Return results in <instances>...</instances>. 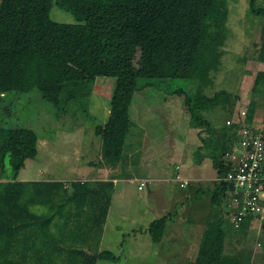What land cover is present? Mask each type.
<instances>
[{"label": "trees", "instance_id": "trees-1", "mask_svg": "<svg viewBox=\"0 0 264 264\" xmlns=\"http://www.w3.org/2000/svg\"><path fill=\"white\" fill-rule=\"evenodd\" d=\"M229 2L235 0H0V99L36 91L57 120L63 115L86 116L96 79L110 80L109 114L94 128L101 140L100 162L104 165L120 163L137 92L154 89L166 97L182 99L191 125L201 129L200 141L212 167L221 177L209 196L206 227L196 252L186 264L251 263L252 250H225L227 238L231 241L234 234L245 235L254 217L238 220L237 213L229 218L222 213V204L230 196L223 177L232 167L223 159L229 150L225 140L229 128L216 125L225 124L224 118L231 116L237 99L236 91L223 85L230 68L226 61L224 64L227 41L232 37ZM236 2L238 5L239 0ZM54 6L70 13L76 27L52 20ZM245 8L243 15L264 19V7L256 0H247ZM255 45L257 55L253 58L264 63V20L260 43ZM243 54L240 74L250 58L246 49ZM251 93L264 96V70L256 72ZM254 95L247 106L248 122L258 105ZM1 116L0 264L117 262L114 253L85 252L72 244V238L66 246L55 232L48 234L49 214L9 203L10 193H14L10 185L17 181L24 161L38 153V135L30 128L4 123ZM261 175L264 191V164ZM53 184L62 189L61 182ZM87 186V182H73L72 198L81 200V195L88 194L82 190ZM62 193L67 194L66 190ZM53 194L38 188L32 201L52 203L54 209ZM167 219L171 217L162 216L149 224L153 241L162 239ZM74 225L80 228L84 224L78 220Z\"/></svg>", "mask_w": 264, "mask_h": 264}, {"label": "rangeland", "instance_id": "rangeland-1", "mask_svg": "<svg viewBox=\"0 0 264 264\" xmlns=\"http://www.w3.org/2000/svg\"><path fill=\"white\" fill-rule=\"evenodd\" d=\"M236 1L235 3H228V8H230L231 12L228 24L232 31V37L227 41L228 50L224 54V64L226 61V67H230L231 70L229 71L230 68L228 69L223 85L226 88L228 87L231 92L236 91L237 94L231 116L224 118L225 126L229 128L228 137L225 139L229 150L225 153L223 159L230 161V167L235 164L233 156H238L243 152L241 147L243 140L247 141L250 139L249 137L258 134L264 137V96L260 97L258 94L254 95L251 93L256 72L264 70V63L253 58L257 55L256 49L258 47L254 46V44L260 43L262 21L264 19L262 17L258 18L250 15L247 17L243 15L247 0H239L238 5ZM256 2L264 7V0H256ZM50 17L64 26L73 25L76 27L77 25L70 13L56 6L51 9ZM245 49L246 55L250 56V58L243 65L240 74V58L244 55L243 51ZM134 62L136 63L137 60ZM239 77L240 80H238ZM111 90L112 83L110 80L104 78L96 79L89 98L88 115L77 114L74 118L63 115L58 120L50 110L51 107L49 108L44 102L40 101L36 91H32L29 94L8 95L7 99H0L2 121L5 116V121H10L20 127H30L38 135L39 152L36 160L28 161L19 178L28 177L29 179L38 168L42 170V173L37 175L39 180L53 178L54 180L68 179L67 181L70 182L73 178L93 176L94 174L88 169L91 166L88 164L101 161L99 154L101 140L94 134V128L106 119ZM252 95H254L258 105L253 111L250 122H248L246 119L247 106ZM130 114L133 118L131 131L137 138L135 145L137 147L141 145V151L138 154V159L135 160L130 168L122 167L123 170L127 171L124 172L125 176L140 178L142 173H149L166 180L153 183L155 189L152 194L148 193L146 187L138 191L136 182L129 183L127 185L129 199L140 202V205L136 206L131 201L132 203L129 206L134 208L130 207V211L146 217L147 205L151 202L156 206L155 199H157V205H160L159 208L157 207L160 209L159 213L166 214L169 211L170 215L168 214V218L171 217V222L168 220L165 224L167 232L165 235L167 237L160 240L161 246H159L160 249L159 247L157 248L160 250L156 253L158 254L157 256L150 250L147 255V252L144 251L145 255L141 257L136 253L127 254L126 259L125 254L120 256L125 252L124 247L117 249L112 246V252L121 257L120 262L112 263L101 260L98 264H164L161 262L163 260H165L166 264H184L190 248L200 242V235L206 227L205 221H200V219L206 218H203L206 213L205 201H203L204 203L201 207H192L191 210H188L189 207L185 205L192 203L193 197H191L190 193V198L186 197L183 194L186 188H181L185 186L188 178L183 173L175 176L177 171L175 167L180 171L188 167L185 152L182 156L180 154L179 157L174 152L169 153V149L178 151L180 147H182V151L186 150L187 143L184 137L187 131V124L189 127L192 126L190 117L182 105L180 97H166L154 89H146L134 95ZM257 139L262 141L264 138ZM210 166L212 167V162H210ZM6 168L10 170L9 163H6ZM212 171L210 175L203 174L201 178L207 177L211 179L213 177L212 174H215L213 178L216 176L215 180L219 182L221 177L216 174V169L213 168ZM134 172L137 174H132ZM66 192V196L63 194L53 200L54 209L51 208L52 203L43 206L36 205L32 208V211L36 213H47L50 215L52 221L48 226V234L56 230L54 220L58 217L57 213H60L61 209L68 207L70 203H74L78 210H80V207L85 208L87 206V204L78 206L79 202L76 198L71 197V191L66 190ZM262 193L259 201L263 203V190ZM182 194L188 200H184L183 196H181ZM202 194L201 198H206L208 195V193ZM228 197L222 204V213L225 217H232L235 211H241L242 216L251 215L254 217L250 224L252 227H249L245 235L242 234L243 238L240 234L237 236L234 234L231 241L227 238L225 250L230 252L241 247L252 250L250 264H264V245L262 244L264 240V204H262L263 211L260 208L256 210V213H249V211H246L247 208H243L241 202H234L231 195ZM113 207L116 208L115 205ZM176 211L178 215L174 217L176 216ZM116 212L114 209L113 222L108 227L109 232H115V237L117 236L116 230L118 227H121V231L125 229L130 234L131 229L134 228L136 230L138 227L144 226V223L136 222L134 227H130L128 220L133 221L136 218L124 215L123 210H120L117 215ZM130 225H132L131 222ZM70 230L71 228L68 231ZM115 239L113 238L112 241ZM119 239V241L126 244L127 235L124 239ZM59 240L61 241V238ZM150 240L153 241L151 236ZM229 241L233 243L229 245ZM178 246L179 255L181 256H175Z\"/></svg>", "mask_w": 264, "mask_h": 264}, {"label": "crops", "instance_id": "crops-1", "mask_svg": "<svg viewBox=\"0 0 264 264\" xmlns=\"http://www.w3.org/2000/svg\"><path fill=\"white\" fill-rule=\"evenodd\" d=\"M108 112H106L105 121L107 120ZM5 118L6 117L4 116L3 122H10V121H5L4 120ZM130 118H131V124H132L131 127H132L133 118L131 114H130ZM105 121H103L102 123H104ZM10 123L12 125H16L12 122ZM216 127L218 129L219 127L225 128V124L220 125L217 123ZM27 128H30V127H27ZM200 130L201 129L193 127V126L189 127L187 124V131L184 137L187 143L186 150L182 151V147H180V150L178 151L169 149V153L174 152L179 157L180 154L182 156V154L185 152V157L188 160L187 161L188 167H186L182 171H180L177 167H175V169L177 170L175 176L183 173V175L186 178H188L187 179L188 181H186L185 186L181 187V188L188 189L187 191L185 189L184 191L185 193L183 192V194L186 197L190 198L189 193L191 197H193V202L191 201L192 203H188L187 205H185L186 207L187 206L189 207L188 210H191L192 207H199V206L201 207L204 203L203 201H205L206 213L203 216V218H205L208 213V208L210 204L209 196L211 192L214 191L215 188L217 187V182L215 180L216 176L215 178H213L215 174H212L213 177L211 179L207 177L201 178L203 174L210 175V172L212 171L213 168L210 166L211 160L206 154L205 147L201 144L200 134H199ZM201 135L205 137L207 134L202 133ZM128 136L129 138H126L125 140L122 157L118 165L107 166V165H104V163H101L99 161L90 162L88 165H90L91 167H88V169L94 175L93 176L91 175L88 178H73V179L71 178L72 181L70 182L67 181L68 179L54 180L53 178L52 179L46 178V180H39L37 179L38 178L37 175L42 173V170L39 168L36 169V172L33 173V175H31L29 179L28 177H24L22 179L19 178L20 173H22L21 171L24 168H26V164L28 163V161L36 160V157L34 159L27 158L24 161L23 167L19 170L17 174V177H16L17 181L13 185H10V191L14 193H10L9 203L13 201V204L15 205L18 204L19 206L28 207L29 210L32 211V208L34 206L44 205V203L41 200H36L34 202L32 201L34 199V192L36 189L42 188L45 191H50L51 193H54L52 196H50L54 199L59 198L61 195H63L62 193L63 190H69L71 191L70 195L72 197L73 196L72 194L74 192L72 183L75 181L87 182L88 186L82 190L84 191L86 190L88 194L83 195V196L81 195V200L78 201L79 202L78 206L84 205V204H87V206L85 208L80 207V210H78V207L76 206L74 207L72 206V203H70L68 207L61 209V212L57 213L58 217L54 220V224L56 225L55 227L56 230L55 231L53 230L56 233L55 235L57 239L61 238L64 241L65 245L67 246V245H70L71 238H72V240H74V243L72 244L77 246V248L82 249L88 253H91L93 251L101 252L105 250L112 252V249H111L113 248L112 246H115L117 249L124 247L125 252H123L120 256L125 254L126 259H127V254H130V253L132 254L136 253L139 255V257H141L145 255L144 251L147 252L146 253L147 255L149 251L152 250L153 254H156L157 252L160 251L157 248L161 246V244H160V241L150 240V234L148 233V226L152 221L159 219L162 216H166V214L168 215L169 211L168 212L166 211L167 212L166 214H160L159 213L160 209H158L160 205L159 204L157 205V199L154 198L156 206L153 205L151 202H149V204L147 205V209H146L147 213L145 214L149 217L147 216L145 217L139 214L137 215L136 212L131 213L130 207L132 208L133 206H129V204L133 202V204H136L137 206V205H140V202H138V200L129 199L127 185L129 183L136 182L138 191H141L143 190L144 187H146L148 193L152 194V192L155 189V187L153 186V183L160 182V181H166V180H163L162 178H159L158 176L156 177L153 174L150 175L149 173H142V172H141L142 176L140 178H137L135 176L134 177L125 176L124 172H127V171L123 170V168H130L135 162V160L138 159L137 158L139 157L138 154L141 151V145H139L138 147L135 145V140L137 139L135 138V134L132 131H130ZM38 147L39 146H38V141H37V149ZM38 152H39V149H38ZM192 158H193V161H192ZM127 174H131V173H127ZM132 174H137V173L134 172ZM0 181H4V180L2 179ZM53 182H61L62 189L59 186L54 185ZM202 193H208L207 197L201 198ZM183 194L181 195L183 196V199L188 200V198H185ZM263 204H264V201H263ZM113 205H115L116 208H114ZM114 209L115 211H117L116 215L120 213V210H123L124 215H130V216H133V218H136V220L133 219V221L128 220V224L130 227H134V224L136 222H142L144 223V226L138 227L136 230L134 228L131 229L130 234L127 233L125 229H122L121 231L120 229L121 227H118L116 230L117 236L115 237L114 235L115 232L111 233L108 231L109 225L112 224L113 222ZM111 210H112V213H111ZM177 215L178 214L176 211V216L174 217H177ZM78 220L84 224L80 228L74 225ZM202 220L205 221V219H200V221ZM130 222L132 223V225H130ZM169 222H171L170 219H169ZM66 223L69 225H67ZM70 228L71 230L68 231ZM166 233L167 232L165 228V233L161 240L167 237L165 235ZM126 235H127V242L126 244H124L121 241H119L120 240L119 238L124 239ZM113 238H116V239L112 241ZM171 241H174V240H171ZM197 246H198V243L195 246L190 248L189 253L186 256L184 264H186L187 261L192 260V257L194 253L196 252ZM178 248L179 246L177 247L176 250H178ZM157 255L158 254H156V256ZM120 256L119 255L117 256L118 258L117 262H120V259H121ZM175 256H181L179 255V250L177 251ZM99 261L101 260H98L96 264H98ZM161 262L166 264L165 260ZM112 263H115V262H112Z\"/></svg>", "mask_w": 264, "mask_h": 264}, {"label": "built area", "instance_id": "built-area-1", "mask_svg": "<svg viewBox=\"0 0 264 264\" xmlns=\"http://www.w3.org/2000/svg\"><path fill=\"white\" fill-rule=\"evenodd\" d=\"M249 140H243V152L238 156H233L235 162L223 180L230 187L229 193L233 197V201L241 202L243 208H247L249 213H256V210L262 209V202L259 201L262 193L261 175L262 166L264 164V139L261 141L257 138H264L260 134L249 137ZM144 185V183H143ZM240 219L241 211H235Z\"/></svg>", "mask_w": 264, "mask_h": 264}]
</instances>
